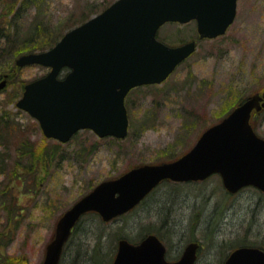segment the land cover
I'll return each instance as SVG.
<instances>
[{
  "label": "rangeland",
  "instance_id": "obj_1",
  "mask_svg": "<svg viewBox=\"0 0 264 264\" xmlns=\"http://www.w3.org/2000/svg\"><path fill=\"white\" fill-rule=\"evenodd\" d=\"M114 1L0 0V48L8 42L6 31L15 48L38 45ZM33 36L39 38L35 44L30 42ZM159 37L172 46L198 40L196 24H166ZM197 43L194 55L164 83L131 92L126 139H101L86 130L67 144L46 139L39 122L16 106L24 85L49 69L18 68L19 55L2 54L0 82L6 79L7 86L0 92L1 263L42 264L58 220L94 186L134 167L176 160L241 98L264 93V0H239L228 32ZM252 124L264 138V111ZM40 155L45 158L39 162ZM81 223L62 264L72 259L71 245L75 257L77 250L90 251L98 240L102 247L96 263L89 259L91 264H112L119 240L136 244L148 235L162 240L170 261L197 241L201 244L197 264H223L237 247L264 245V194L248 188L228 195L216 175L203 183L165 181L133 212L110 223L91 213ZM74 260L77 264L79 258Z\"/></svg>",
  "mask_w": 264,
  "mask_h": 264
},
{
  "label": "water",
  "instance_id": "obj_2",
  "mask_svg": "<svg viewBox=\"0 0 264 264\" xmlns=\"http://www.w3.org/2000/svg\"><path fill=\"white\" fill-rule=\"evenodd\" d=\"M238 0H117L105 11L67 32L50 50L16 60L20 68L41 65L51 71L25 86L17 106L36 118L47 138L67 143L80 130L100 138L129 133L125 100L140 86L163 83L197 49L196 41L170 47L157 39L168 22H197L200 38L224 35L234 23ZM64 68L71 71L59 79ZM7 85L0 83V91ZM264 108V94L236 107L209 128L195 146L173 162L143 165L104 181L59 219L42 264H60L66 243L81 217L97 212L105 222L128 213L162 181L197 182L214 174L235 194L253 186L264 192V139L255 133L253 111ZM199 244L186 246L175 262L166 246L150 235L139 244L120 240L113 264H195ZM225 264H264V251L239 248Z\"/></svg>",
  "mask_w": 264,
  "mask_h": 264
},
{
  "label": "trees",
  "instance_id": "obj_3",
  "mask_svg": "<svg viewBox=\"0 0 264 264\" xmlns=\"http://www.w3.org/2000/svg\"><path fill=\"white\" fill-rule=\"evenodd\" d=\"M31 1H33V0H31ZM26 2H29V1H26ZM8 14H10V11L9 10H7V12H6V15H5V17L6 16H8ZM17 18V16L15 17V19ZM89 19V18H88ZM86 21V20H85ZM73 28V27H72ZM4 29V31L5 30H8V27H5V28H3ZM71 29V28H70ZM69 29V30H70ZM9 35H8V42H7V44H6V47H4V48H0V58L2 57V54L3 53H6L7 55L6 56H11V54H9V51H13L12 53H13V55L14 56H20V55H22V54H26V53H33V52H37V51H45V50H47V49H49V48H52L61 38H62V36L65 34V32L64 33H61L58 37H55V36H52L50 39H47L45 42H42V43H39L38 45L36 44V45H32V46H28L27 44H26V46L25 47H22V46H20L19 48H15L16 46H15V43H12L11 45H10V40H11V35H10V32L9 31H6ZM37 39H39L37 36H33V37H31L30 38V42L31 43H33V44H35V41L37 40ZM1 66H2V64H1ZM0 66V67H1ZM242 101H244V99L243 98H241L239 101H238V103L237 104H239V103H241ZM45 158V156L44 155H40V158H39V162H40V159L41 158ZM52 157L53 156H50V157H47L48 159H52ZM217 218V217H216ZM81 222H82V220H81ZM79 223L77 226H76V228L74 229V231H73V234H72V237H71V239L75 236V233H76V231L79 229L78 227H80V225L82 224V223ZM213 226H214V224L213 223H211L210 224V229L211 228H213ZM211 232V231H210ZM211 235H213L212 233H211ZM0 239H1V237H0ZM71 239H70V241H71ZM69 241V243L67 244V246H66V248H65V251H64V254H63V259H64V257H65V255H67L68 254V247L70 246V242ZM247 244V243H246ZM245 246H254V247H258V248H260V249H262V250H264V245L263 244H257V245H245ZM0 247H1V245H0ZM100 247H102V244H101V241L100 240H98V242H97V246H95L93 249H91L90 251L89 250H86V252L83 250L82 252L80 251V250H77V252H76V254H75V257L73 256V252H74V249H73V247H72V245H71V249H72V259H71V256L69 257L70 258V262H68V264H76V261L74 260V259H77V258H79V260H78V262H77V264H83V263H85V264H91V262H90V260L92 261H94V263H96V260H97V254L99 253V249H100ZM82 250V249H81ZM102 250V249H101ZM92 253L91 254V258H90V255H89V253ZM70 253V254H71ZM90 259V260H89ZM73 261H74V263H73ZM18 262H8L7 260H5V262L3 263H1L0 262V264H17ZM63 262H61V264H62Z\"/></svg>",
  "mask_w": 264,
  "mask_h": 264
}]
</instances>
